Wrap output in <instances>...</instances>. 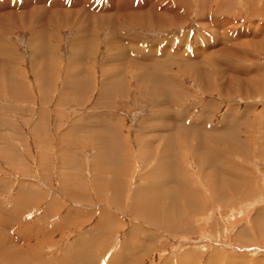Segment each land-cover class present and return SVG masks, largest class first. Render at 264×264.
I'll return each mask as SVG.
<instances>
[{
    "label": "rangeland",
    "instance_id": "374dc122",
    "mask_svg": "<svg viewBox=\"0 0 264 264\" xmlns=\"http://www.w3.org/2000/svg\"><path fill=\"white\" fill-rule=\"evenodd\" d=\"M7 1L0 264H264V0H143L141 18L117 17L114 36L93 15L51 13L52 0ZM153 186L171 201L164 216L136 202ZM172 211L170 228L156 223Z\"/></svg>",
    "mask_w": 264,
    "mask_h": 264
},
{
    "label": "bare ground",
    "instance_id": "6f19581e",
    "mask_svg": "<svg viewBox=\"0 0 264 264\" xmlns=\"http://www.w3.org/2000/svg\"><path fill=\"white\" fill-rule=\"evenodd\" d=\"M9 1H11V0H9ZM9 1H7V5H6V7H8V8H10V7H12L13 6V9L14 8H21L22 6H14V5H12L11 3H9ZM14 3H15V0H12ZM35 2L36 1H38V7L40 6V0H34ZM44 1V0H43ZM150 1V0H149ZM163 1V0H162ZM177 1H179V0H177ZM200 1V0H199ZM198 1V2H199ZM202 1V0H201ZM200 1V2H201ZM232 1V0H231ZM234 1V0H233ZM25 2L27 3V4H29L30 2H33V0H25ZM20 3V5H26V3ZM48 2V4L49 5H47L49 8V10L51 11V13H53V14H56V12H57V14H61V15H66L67 16V19L69 18V16L71 15H73V13H75V16L73 17V21H76V20H78V19H80V20H82L84 17H86V18H89L90 16H92L93 15V17H96V19H98V21L96 22V24H98V25H100V26H102L103 28H104V26L105 27H107V28H109V30H110V34L112 35V36H114L119 30H115V28H114V26L116 25V18L118 17V19H130L131 21H132V19H134L135 18V20H136V18L138 19V18H141V13H140V8H142V4L144 3L145 4V2L143 1V0H140V2H138V1H136V0H64V2H62V1H57V0H52V1H47ZM143 2V3H142ZM153 2V1H152ZM151 2V3H152ZM172 2V1H171ZM187 2V1H186ZM190 2V1H189ZM204 2V1H203ZM202 2V3H203ZM220 2H221V0H220ZM224 3L226 2V4L228 3L229 4V2H228V0H225V1H223ZM16 3H18V2H16ZM148 3V2H147ZM218 3V2H217ZM45 4V3H44ZM199 4V3H198ZM206 3H204V5H205ZM210 4V3H209ZM216 4V3H215ZM215 4H213L214 6V8H215ZM53 7H52V6ZM152 5V4H151ZM173 5V4H172ZM181 5V4H180ZM179 5V6H180ZM200 5V4H199ZM211 5V4H210ZM217 5V4H216ZM26 6H28V5H26ZM33 6H35L34 4H30L29 5V8L31 7H33ZM47 6L45 7V5H44V8L46 9L47 8ZM206 6V5H205ZM212 6V5H211ZM234 6V5H233ZM36 7V6H35ZM149 7V6H148ZM192 7V6H191ZM194 7V6H193ZM199 7V6H198ZM204 7V6H203ZM202 7V8H203ZM207 7V6H206ZM210 7V6H209ZM217 7V6H216ZM219 7H222V3H221V5H219ZM218 7V11H220V9L221 8H219ZM225 7V6H224ZM31 8L30 9H25V11L26 12H28V15H31L32 13H30L31 12ZM86 8H88V9H86ZM154 8V7H153ZM165 8V7H164ZM169 8V7H168ZM213 8V9H214ZM38 9V8H37ZM176 9V8H175ZM212 9V10H213ZM225 9V8H224ZM21 10V9H20ZM24 10V9H23ZM34 10V9H33ZM147 10V9H146ZM178 10H179V8H178ZM183 10V9H182ZM194 10V9H193ZM202 10V9H201ZM205 10V9H204ZM8 11V10H7ZM25 11H23V12H25ZM150 11H151V9H150ZM153 11V10H152ZM156 11V10H155ZM166 11V10H165ZM210 11H211V9H210ZM209 11V12H210ZM215 11V10H214ZM218 11H217V13H218ZM9 12V11H8ZM19 12V11H18ZM21 12V11H20ZM40 12H45V10H43L42 8L41 9H39L38 10V12L35 14V16L37 17V18H39V16H38V13H40ZM197 12V11H196ZM226 11L224 10L223 11V13H225ZM7 13V12H6ZM16 13H17V10H16ZM16 13H14V14H16ZM35 12H33V14H34ZM5 14V13H4ZM12 14V13H11ZM91 14V15H90ZM114 14H115V16H114ZM117 14H119V15H117ZM178 14V13H177ZM180 14V13H179ZM178 14V15H179ZM198 14V13H197ZM197 14H196V16H197ZM203 14H205L204 12H203ZM208 14H210V13H208ZM9 15V14H8ZM19 15H20V13H19ZM181 15V14H180ZM214 15V14H213ZM11 16V15H10ZM21 16H23V14L21 15ZM113 16H114V20H112V22H111V20H109V17H111V19L113 18ZM171 16V13H165V17H166V19H167V17H170ZM174 16V15H173ZM172 16V17H173ZM182 16V15H181ZM215 16V15H214ZM218 16V15H217ZM13 17V16H12ZM18 17V16H17ZM158 17V16H157ZM177 17V16H176ZM180 17V16H179ZM198 17V16H197ZM204 17V16H203ZM202 17V18H203ZM21 18H24V16L23 17H21ZM208 18V17H207ZM210 18V17H209ZM94 19V18H93ZM187 19V18H186ZM201 19V18H200ZM215 19V18H214ZM2 20V19H1ZM218 20H220L219 19V17H218ZM84 21V20H83ZM91 21H92V18H91ZM139 21V20H138ZM143 20H141V22H142ZM184 21V20H183ZM79 22H81V21H79ZM95 22V21H94ZM133 22V21H132ZM151 22V21H150ZM161 22V21H160ZM175 23H176V21H174ZM217 22V21H216ZM157 23V25H158V22H156ZM155 23V24H156ZM172 22H170V24H171ZM175 23L173 24V25H175ZM223 23V22H222ZM232 23V22H231ZM140 24V23H139ZM162 24V23H161ZM178 24V23H177ZM181 24V23H180ZM234 24V23H233ZM93 25V24H92ZM95 25V24H94ZM140 25H143V23H141ZM147 25V24H146ZM145 25V26H146ZM216 25V24H215ZM58 26V25H57ZM144 26V25H143ZM159 26L161 27V25L159 24ZM175 26H177V25H175ZM218 26V25H217ZM227 26V25H226ZM163 27H165V26H163ZM209 27V26H208ZM222 27V26H221ZM142 28V27H141ZM148 28V27H147ZM160 29V28H159ZM221 29V28H220ZM224 29V28H223ZM232 29V28H231ZM36 30V29H35ZM40 30V29H39ZM42 30V29H41ZM161 30V29H160ZM237 30V29H236ZM239 30V29H238ZM247 30V29H246ZM37 31V30H36ZM44 31V30H43ZM43 31L41 32V33H43ZM89 31V30H88ZM212 31V30H211ZM247 31H249V29L247 30ZM247 31H246V33H247ZM264 31V30H263ZM38 32V31H37ZM50 32V31H49ZM94 33H95V31H93ZM122 32V31H121ZM245 32V31H244ZM258 32V31H257ZM41 33H39L38 34V36L41 34ZM85 33V30H83V31H81L80 32V35H82V34H84ZM243 33V32H242ZM245 33V34H246ZM256 33V32H255ZM49 34V33H48ZM56 34V33H55ZM93 34V33H92ZM244 34V35H245ZM50 35H52V34H50ZM49 35V36H50ZM57 35V34H56ZM89 35V34H88ZM95 35H97V33L95 34ZM240 35V34H239ZM249 35V34H248ZM262 35V34H261ZM47 36V35H46ZM49 36H48V38H46V39H49L48 41H50V38H49ZM121 36V35H120ZM236 36H237V34H236ZM250 36V35H249ZM259 36V35H258ZM58 37V36H57ZM81 37V36H80ZM95 37V36H94ZM117 37V36H116ZM127 37V36H126ZM225 37V36H224ZM223 37V38H224ZM240 37V36H239ZM243 37V36H242ZM252 37V36H251ZM53 39H54V37H52ZM119 38V37H118ZM207 38H208V36H207ZM233 38V37H232ZM44 39V37H41V40H43ZM94 40H95V38H93ZM225 39V38H224ZM88 40V39H87ZM220 40V39H219ZM78 41V40H77ZM116 41V40H115ZM118 41V40H117ZM261 41V40H260ZM42 42V41H41ZM44 42V41H43ZM56 42V41H55ZM55 42H53V43H55ZM216 42V41H215ZM79 43V42H78ZM92 43V42H91ZM208 43V42H207ZM212 43V42H211ZM217 43H219V42H217ZM262 43H263V41H262ZM45 44V43H44ZM87 44V43H86ZM213 44V43H212ZM246 44V43H245ZM258 44V43H257ZM264 45V44H263ZM48 46V45H47ZM75 46H76V44H75ZM239 46V45H238ZM45 47V46H44ZM74 47V46H73ZM90 47V46H89ZM212 47V46H211ZM237 47V46H236ZM241 47V46H240ZM50 48H51V46H50ZM79 48V47H78ZM81 48H82V46H81ZM78 49L77 51H79V52H81V50L82 49ZM95 48V47H94ZM146 48V47H145ZM244 48V47H243ZM250 48V47H249ZM254 48V47H253ZM42 49V48H41ZM48 49V48H47ZM142 49V48H141ZM140 49V50H141ZM242 49V48H241ZM39 50V49H38ZM51 50V49H50ZM88 49H86V51H87ZM90 50V49H89ZM95 50V49H94ZM84 51V50H83ZM82 51V52H83ZM91 51V50H90ZM150 51V50H149ZM239 51H241V50H239ZM46 52V51H45ZM51 52V51H50ZM56 52V51H55ZM54 52V53H55ZM95 51H93V53H94ZM174 52V51H173ZM223 52L224 53H227L228 55L229 54H234V52H233V49H228V50H223ZM233 52V53H232ZM263 52V51H262ZM58 53V52H57ZM144 53V52H143ZM177 53V52H176ZM195 53H196V51H195ZM222 53V52H221ZM236 53V52H235ZM49 54H52V53H49ZM190 54V53H189ZM214 54V53H213ZM242 54V53H241ZM58 55V54H57ZM155 55V54H154ZM201 55H203L202 53H201ZM245 55V52L243 51V56ZM55 56V55H54ZM83 56H84V54H83ZM89 56V55H88ZM141 56H143L142 54H141ZM149 56V55H148ZM217 56V55H216ZM80 57V56H79ZM86 57V56H85ZM92 57V56H91ZM193 57V56H192ZM203 57H205V56H203ZM230 57V56H229ZM236 57H237V55H236ZM260 57V56H259ZM127 58V57H126ZM131 58V57H130ZM144 58V56L143 57H141V58H139V59H143ZM199 58H201V57H199ZM231 58V57H230ZM235 58V57H234ZM249 58V57H248ZM119 59L121 60V62H122V66L124 67V65H130L131 67L133 66H137L136 64H137V62H139V59L137 58V60H131V59H136V57L135 58H131V59H129V60H127V59H123V57L122 56H119ZM147 59V58H146ZM167 59V58H166ZM204 60H206L205 58H203ZM236 59V58H235ZM237 59H238V57H237ZM250 59V58H249ZM259 59V58H258ZM87 60V59H86ZM92 60V59H91ZM125 60V61H124ZM200 60V59H199ZM239 60H241L242 61V59H239ZM142 61V60H141ZM167 61V60H166ZM207 61V60H206ZM225 61V60H224ZM245 61V60H244ZM249 61V60H248ZM251 61H252V59H251ZM125 62V63H124ZM143 62H145V61H143ZM196 62H198V61H193V66L195 65V63ZM234 62V61H233ZM89 63V62H88ZM200 63H203V62H201L200 61ZM199 63V64H200ZM209 63H211L210 61H209ZM225 63V62H224ZM238 63H240V62H238ZM237 63V64H238ZM246 63V62H245ZM244 63V64H245ZM248 63V62H247ZM256 63V62H255ZM254 63V64H255ZM114 64V63H113ZM169 64V63H168ZM233 64V63H232ZM232 64H230L231 66H232ZM241 64V63H240ZM256 64H258V62L256 63ZM148 65V64H147ZM226 65V64H225ZM225 65H224V67H225ZM236 65V64H235ZM234 65V66H235ZM242 65H243V63H242ZM59 66V65H58ZM70 66V65H69ZM196 66H197V64H196ZM239 66V64L237 65V67ZM80 67H81V63H80ZM79 67V68H80ZM144 67H146L145 65H144ZM148 67V66H147ZM197 67H199V66H197ZM200 67H201V65H200ZM244 67V66H243ZM251 67V66H250ZM86 68V66L85 65H83V68L81 69H79L80 70V74L81 75H83L82 77H84V79H86L85 78V76L87 75V73H86V71H83V69H85ZM88 68V70H87V72H88V75H89V78H92V76H91V74H92V69H90L89 67H87ZM220 68V67H219ZM227 68V67H226ZM231 68V67H230ZM232 68H234V67H232ZM245 68V67H244ZM77 69V68H76ZM125 69V68H124ZM126 69H127V67H126ZM187 69V68H186ZM195 69H196V67H195ZM206 69V68H205ZM205 69H203V70H205ZM239 69V68H238ZM246 69V68H245ZM250 69H252V68H250ZM256 69V68H255ZM72 70V69H71ZM82 70V71H81ZM120 70L121 69H119L118 70V73H117V75L118 76H121V75H119V74H121V72H120ZM198 70V69H197ZM207 70V69H206ZM220 70H221V68H220ZM232 70V69H231ZM234 70V69H233ZM236 70V69H235ZM235 70L234 71H232V72H234V74L235 75H237V72L239 71V70H237V72H235ZM242 70H244V69H242ZM241 70V71H242ZM58 71V70H57ZM11 72V71H10ZM44 72H45V70H44ZM71 72V71H70ZM75 72H77V71H75ZM143 72H144V70H143ZM206 72H208V71H206ZM214 72V71H213ZM219 72V71H218ZM264 72V71H263ZM202 71H201V69H199L198 70V73H197V75L196 76H200L201 77V75H202ZM210 73V72H209ZM241 73V72H240ZM259 73H261V72H259ZM48 74V73H47ZM71 74V73H70ZM76 74V73H75ZM74 74V75H75ZM208 74V73H207ZM222 74V73H221ZM116 75V76H117ZM206 75V74H205ZM213 75V74H212ZM113 76V75H112ZM146 76V75H145ZM174 76V75H173ZM74 77V76H73ZM176 77V76H175ZM209 77H210V75H209ZM226 77V76H225ZM230 77V76H229ZM72 78V77H71ZM88 78V79H89ZM116 78V77H115ZM119 78V77H118ZM143 78H144V76H143ZM194 78H196V77H194ZM202 78V77H201ZM231 78V77H230ZM236 78H238V77H236ZM241 78V77H240ZM67 79V78H66ZM82 79V78H81ZM87 79V80H88ZM149 79H151V80H155V79H157V81H158V78L157 77H153V78H149ZM164 79V78H163ZM162 79V80H163ZM197 79V78H196ZM232 79V78H231ZM256 79H257V77H256ZM166 80V79H165ZM243 80V79H242ZM71 81V80H70ZM167 81V80H166ZM217 81V80H216ZM258 81V80H257ZM152 83H153V81H151ZM165 82V81H164ZM169 82V81H168ZM171 82V81H170ZM169 82V83H170ZM253 82L254 81H252V83L251 84H253ZM65 83V82H64ZM205 83V82H204ZM210 83V82H209ZM230 83V82H229ZM236 83V82H235ZM70 84V83H69ZM105 84H107V83H105ZM156 84V83H155ZM206 84V83H205ZM250 84V83H249ZM195 85H197L196 83H195ZM217 85V84H216ZM248 85V84H247ZM198 86V85H197ZM65 87V86H64ZM204 87V86H203ZM218 87H219V85L217 86V90H218ZM224 88L226 89V87L225 86H223V84L222 85H220V91H223L224 90ZM111 89V88H110ZM109 89V90H110ZM164 89V88H163ZM203 89V88H202ZM238 89V88H237ZM241 89V88H240ZM107 90H108V88H107V85H105V86H103L102 88H101V93H100V97L102 98V99H106L107 98ZM112 90V89H111ZM110 90V91H111ZM113 91V90H112ZM225 91V90H224ZM251 91V90H250ZM254 91V90H253ZM261 91V90H260ZM252 92V91H251ZM248 93H250L249 91H248ZM254 93V92H253ZM220 94V93H219ZM254 94H256V93H254ZM253 94V95H254ZM263 94V93H262ZM251 97V96H250ZM242 98H243V94H242ZM181 100V99H180ZM162 105V104H161ZM250 105V104H249ZM163 107H164V105H162ZM167 106V105H166ZM177 106V105H176ZM178 106H179V104H178ZM165 108V107H164ZM152 111V110H151ZM168 111V110H167ZM174 113V112H173ZM203 116V115H202ZM174 117V116H173ZM195 117H197V116H195ZM161 119V118H160ZM173 119V118H172ZM108 120V119H107ZM117 120V119H116ZM180 120H182V119H180ZM203 120V119H202ZM222 120V119H221ZM115 121V120H114ZM179 121V120H178ZM197 121V120H196ZM215 121H216V119H215ZM205 122V121H204ZM107 123H109V122H107ZM189 123H190V125H191V123H195V121H192L191 120V118L189 119ZM103 124V123H102ZM97 124H95V126H96ZM169 125V124H168ZM223 126V125H222ZM222 126H219V125H216V126H214L213 127V130H215V131H219L220 129H221V127ZM204 127V126H203ZM212 128V127H211ZM154 129V128H153ZM86 130V129H85ZM87 131V130H86ZM122 131V130H121ZM89 132V131H88ZM99 132V131H98ZM165 132V131H164ZM167 134H171L172 135V132H173V130H167ZM97 139V138H96ZM256 140H257V138H256ZM176 141H177V143L180 145V137H177L176 136ZM151 142V141H150ZM203 146V145H202ZM211 146V145H210ZM215 147H211V148H209V149H212V151L213 152H215L213 155L217 158V155L219 156L220 154L218 153V151H216V150H218V149H214ZM224 149V148H223ZM211 151V152H212ZM225 173V172H224ZM177 173H175L174 171H173V175H176ZM182 174V173H181ZM163 176H165V175H163ZM179 176H181L180 175V173L177 175V177L179 178V179H181ZM184 176V175H183ZM187 176V175H186ZM189 176V175H188ZM168 177V176H167ZM182 177V176H181ZM185 177V176H184ZM189 177H191V176H189ZM171 178H172V176H171ZM101 179V178H100ZM168 179V178H167ZM172 179H174V178H172ZM182 179H184L183 177H182ZM163 181V180H162ZM167 182V181H166ZM165 182V183H166ZM172 182V181H171ZM159 184V183H158ZM185 184H187V183H185ZM165 185V184H164ZM167 185V184H166ZM187 185H189V184H187ZM185 187H186V185H184ZM180 187H182V186H180ZM214 187V186H213ZM183 188V187H182ZM157 188H156V186H153L152 188H150L149 187V190H147L145 193H143V197L144 198H142L143 200L142 201H136L137 202V204H142V205H144L145 206V208H149V206L150 205H153L154 207L156 206L158 209H159V207H161V205H163V207L165 208L164 210H162L161 212L163 213V216H164V212L165 211H168V210H172V204H171V201H169V198H167L168 200H166L165 198H163L159 193H152L153 191H157L156 190ZM190 189V188H189ZM185 190V189H184ZM195 190V189H194ZM196 192V191H195ZM197 194V193H196ZM106 196V195H105ZM186 196V195H185ZM197 196V195H196ZM205 196V195H204ZM202 197V203H205V202H207V200H203V198H205V197ZM138 197V196H137ZM170 197V196H169ZM192 197V196H191ZM207 198V197H206ZM229 198V197H228ZM170 200H171V198H170ZM230 200H232V199H230ZM229 200V201H230ZM198 201V200H197ZM199 202H201V201H199ZM157 203H159L158 205H159V207H158V205H157ZM164 203V204H163ZM181 203H183V202H181ZM185 203V202H184ZM133 204V203H132ZM237 204V203H236ZM183 206V205H182ZM187 206V205H186ZM121 207V206H120ZM174 209V208H173ZM149 210V209H148ZM193 210H194V208H193ZM154 211V210H153ZM173 212V211H172ZM174 212H173V214H171L172 216H171V219H170V217H163L162 216V218H159V217H154V219H155V221H156V223L158 224L159 222H162V223H164L167 227H169L170 226V224L166 221V219L168 220H171V221H173L172 219H174L175 220V216H174ZM113 217V216H112ZM185 220V219H184ZM174 222V221H173ZM180 224V223H179ZM172 225V224H171ZM182 226V225H181ZM170 228V227H169ZM176 228V227H175ZM171 229H172V227H171ZM170 230V229H169Z\"/></svg>",
    "mask_w": 264,
    "mask_h": 264
}]
</instances>
